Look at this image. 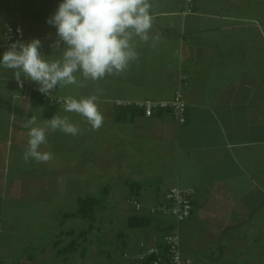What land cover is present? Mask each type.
<instances>
[{"label":"crops","instance_id":"0c3cea01","mask_svg":"<svg viewBox=\"0 0 264 264\" xmlns=\"http://www.w3.org/2000/svg\"><path fill=\"white\" fill-rule=\"evenodd\" d=\"M59 3L0 0V56L10 46L3 45L6 28L16 26L23 42L39 38L41 53L57 58L51 47L56 29L47 20ZM149 3V40L134 39L138 59L122 73L96 81L77 73L76 85L45 95L27 79L20 87L15 70L0 67V235H28L48 219L61 228L79 198L108 188L107 199L120 204L127 229L118 245L124 257H135L142 242L159 246L172 222L147 208L179 187L195 191L194 211L181 225L185 259L264 262V0H193L191 14L187 0ZM181 85L188 104L185 125L168 112L146 118L115 105L171 100ZM92 95L104 117L99 129L65 112L62 103L54 114L67 117L79 133L49 130L39 150L52 158L24 159L28 121L36 117L46 126L51 98ZM134 216L149 218L150 226L128 228ZM60 230L50 240L54 251L65 232Z\"/></svg>","mask_w":264,"mask_h":264},{"label":"clouds","instance_id":"9594fccd","mask_svg":"<svg viewBox=\"0 0 264 264\" xmlns=\"http://www.w3.org/2000/svg\"><path fill=\"white\" fill-rule=\"evenodd\" d=\"M47 23L56 29L58 39L51 47L53 53H59L57 58L48 59L41 53L39 38L14 41L0 56V67L15 70L20 87L27 79L37 83L45 95L57 86L76 85L77 73L85 80L96 81L124 72L139 56L134 39L149 40L153 14L149 0H60ZM63 110L81 115L93 129L103 124L95 95L66 96ZM28 123L26 161L47 162L52 158L51 153L39 150L47 143L49 130L73 136L79 133L74 123L59 115L47 120L46 126H40L36 117Z\"/></svg>","mask_w":264,"mask_h":264},{"label":"rangeland","instance_id":"374dc122","mask_svg":"<svg viewBox=\"0 0 264 264\" xmlns=\"http://www.w3.org/2000/svg\"><path fill=\"white\" fill-rule=\"evenodd\" d=\"M102 189L94 196L100 195ZM119 203L113 197L107 199L106 203L99 210L96 229L88 233L86 240L79 241L77 252L68 257H57L56 249H52L50 240L63 231L75 230L80 232L87 229L89 223L83 219H67L61 222L62 227L56 220L48 219L44 225L33 228L28 235L15 236L10 233L0 235V262L1 264H118V262H132L122 254L118 235L127 229L120 216ZM78 205L70 206L75 212ZM163 220H170V217H162ZM31 223L37 220L30 219ZM59 227V228H58ZM127 232V231H126ZM60 238L64 247L70 238ZM125 258V259H123ZM123 259V260H122ZM122 260V261H121ZM65 262V263H63ZM202 264L201 262H196ZM264 264V262H205L203 264Z\"/></svg>","mask_w":264,"mask_h":264},{"label":"built area","instance_id":"2783aa9c","mask_svg":"<svg viewBox=\"0 0 264 264\" xmlns=\"http://www.w3.org/2000/svg\"><path fill=\"white\" fill-rule=\"evenodd\" d=\"M193 0H187L186 14L192 13ZM23 33L20 27L8 26L4 33L3 45L8 46L14 41H22ZM53 103L62 104L63 100L51 98ZM117 108L122 110H135L141 112L146 118H151L157 113L168 112L180 124L185 125L188 119V104L185 99L184 87L175 93L171 100L163 101H125L115 102ZM137 211L143 210L135 198L132 201ZM195 208V191L192 189L171 188L161 201L147 208L151 215L170 217L172 222L162 238L160 245H148L145 242L140 244V253L135 257H128L131 261H143L149 257H155L154 264H197L185 259L182 254L181 225L192 215Z\"/></svg>","mask_w":264,"mask_h":264},{"label":"trees","instance_id":"16d2710c","mask_svg":"<svg viewBox=\"0 0 264 264\" xmlns=\"http://www.w3.org/2000/svg\"><path fill=\"white\" fill-rule=\"evenodd\" d=\"M37 97L38 99L44 100V97H41L39 95H37ZM59 105H60L59 103H53V102L50 103L51 106L50 112L47 115L49 119L55 116L54 114L55 107ZM130 111H135V110H130ZM108 195H109V189L104 188L101 191L100 195L98 196L81 197L78 199L77 202L78 205L77 210L73 213L63 215L62 217L63 220L75 219V218L83 219L89 223V226L87 229H84L79 233L76 232L75 230H69L59 234L58 240L54 244L57 257H62V256L66 257L77 252L79 247V241L86 240L88 237V233L96 229L99 210L106 203ZM150 224H151V220L149 218L141 217V216L130 217L127 222L128 228L130 229H144L149 227ZM168 230L169 229H167L166 232H168ZM162 231H165V229H163ZM62 235H65L68 238H70V241L64 247L62 246V242L59 239L62 237ZM154 259L155 257H149L143 261H132V262L133 264H154Z\"/></svg>","mask_w":264,"mask_h":264}]
</instances>
